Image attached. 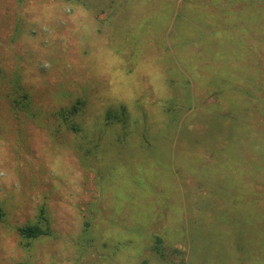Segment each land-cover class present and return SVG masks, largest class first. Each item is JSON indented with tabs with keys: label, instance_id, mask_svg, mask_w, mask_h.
Returning a JSON list of instances; mask_svg holds the SVG:
<instances>
[{
	"label": "rangeland",
	"instance_id": "374dc122",
	"mask_svg": "<svg viewBox=\"0 0 264 264\" xmlns=\"http://www.w3.org/2000/svg\"><path fill=\"white\" fill-rule=\"evenodd\" d=\"M142 1L184 40L137 50L121 23L130 9L109 17L97 0H0V264H264V93L251 90L264 82V35L244 45L261 79L244 83L254 98L235 108L243 129L185 99L167 113L164 68L192 65L200 9L173 26L164 0ZM248 1L249 26L264 32V0ZM202 2L225 26L222 7ZM220 42L221 64L192 68L208 80L182 83L195 100L214 72L241 68ZM206 95L200 103H217ZM26 225L46 234L27 243Z\"/></svg>",
	"mask_w": 264,
	"mask_h": 264
},
{
	"label": "trees",
	"instance_id": "16d2710c",
	"mask_svg": "<svg viewBox=\"0 0 264 264\" xmlns=\"http://www.w3.org/2000/svg\"><path fill=\"white\" fill-rule=\"evenodd\" d=\"M79 3H85L83 0H78ZM227 8V6L225 7ZM204 20V18H203ZM151 23V31H147L146 29H141L142 27H136L135 30H133L132 32H125V34H127L125 36V39H130L133 41L134 46H136L137 50L139 49H143V50H148L149 47L148 45H157L159 43L163 42V34L164 32L161 31V27L162 25H160V20H149ZM142 20L138 19L137 20V24H141ZM146 28H149L148 26ZM165 36V34H164ZM193 37V36H192ZM234 37V34H231V32H227V28L224 29H219L217 31H213L210 30L209 33L206 32H200V37H198V39L196 41V45H198V50L200 51V53L197 55L198 59L201 60L202 58H206L205 56L207 54L210 55L211 59H218V56L216 55L217 52H214V49H212V46H218V44H220L219 39H221L222 41H230V42H236L237 37ZM191 38V37H190ZM129 42V41H128ZM142 43L141 45H138ZM237 50H240L237 49ZM137 53V51H136ZM135 53V54H136ZM195 59L197 60V57H194V61L192 62V65L190 64V68L187 69V71H185V73L181 72V73H176V76L173 75L171 73V68L170 65L166 66L164 69L166 71V78L169 80L168 85L166 86V91H165V95L167 96V98L165 97L164 99L166 101H164V110H166L165 112L170 113V112H174L176 109H178L179 112H182L183 110H181V101L182 99H185V102L188 104V106L193 105L194 108H198L201 112V114H208L209 111H214L213 108L216 109V113H219V107L212 105V104H207V103H200V101L202 99H204L205 97H201L199 99V97L193 98V95L190 94L188 87H185L182 83H186L187 85L189 84V82L191 83V78L193 75V69L195 68ZM207 59V58H206ZM198 60V61H199ZM165 74V75H166ZM189 76V78H187ZM176 78L174 80V83H172L170 81V79ZM193 78V77H192ZM231 79V78H230ZM253 81L252 76L249 77V82L251 83ZM202 82V81H201ZM227 84L232 85L231 90H224V84L223 83H218L215 79L210 80V85L208 88H205L208 95L212 94V98H214V100H216V102H219V106H220V110L224 113H226V118H224V116L222 117V120L226 121V125L229 128H240L243 129L245 126V124L242 122L243 118L240 119L238 117H236V109H240L241 111L243 110H247L249 107L248 105L250 104V100L251 98H254L253 96V92L248 91L247 90V86L246 85H242L238 86L239 83H235L234 81L230 80L226 82ZM171 84V85H170ZM175 84V85H174ZM170 87V88H169ZM176 88V95H177V88L180 91V94L182 97H180V100L176 101H171V98H174L171 94V92L173 91V89ZM212 92H211V91ZM222 90L230 92L232 94H239L240 96H242V98H245V101H241L242 98L238 99V102L234 99H232V96H225L224 94H222ZM254 92L259 91L261 93H264V82L260 81L259 83L254 85ZM170 93V94H169ZM26 96H23V98ZM238 97V96H237ZM25 99V98H24ZM196 102V103H195ZM77 104H80V101L77 100ZM173 107V108H172ZM166 108V109H165ZM236 108V109H235ZM188 110H191V108H187ZM188 110H186V112H188ZM78 111V107L77 106H72V108L70 110L67 111V116L73 117L77 114ZM221 113H219L220 115ZM64 118H66L65 116H63ZM63 118V119H64ZM68 118V119H69ZM236 121H239L241 125H238L236 123ZM209 124V121H207ZM223 122V121H222ZM74 129H76L75 126H73ZM254 132L258 135L259 131L254 129ZM19 233L21 234V236L27 241V243H29V241L35 240L40 236H43L46 234V232H44L40 227L36 226V225H26L23 226L19 229ZM162 240L159 237H156L154 240V245L152 246V251L154 254L158 255L161 259H165L164 256V247L162 246ZM178 250H174L173 253L177 254Z\"/></svg>",
	"mask_w": 264,
	"mask_h": 264
},
{
	"label": "crops",
	"instance_id": "0c3cea01",
	"mask_svg": "<svg viewBox=\"0 0 264 264\" xmlns=\"http://www.w3.org/2000/svg\"><path fill=\"white\" fill-rule=\"evenodd\" d=\"M97 1L99 4V7H100V11H104L103 14H107L109 17H111L113 15V13L116 12L117 8L125 7V8L130 9L131 13L128 15L130 18H125L123 22L121 21V23H123V25H124V27H123L124 32H130V31L132 32L133 30H135L136 27H142L141 29H146L147 31H151V23L149 21L150 20L149 18H152L151 11L154 10L156 7L153 9L152 8H149V9L146 8L147 10H143L142 4L145 3V1H142V0L141 1L140 0H97ZM215 1H216V3L211 2V5L214 6V4H217V6L222 7L224 14H225L224 18H222V19L217 18L218 20H222V22H224V24H225V26H222L219 28L215 27V23H213L214 18L209 16V14L207 13V11L205 10L206 5L204 4V2H202V0H164L159 5H161L162 3L166 4L168 11H169V14L165 18H171V21H173L175 19L173 26H175L177 24V18L180 17L181 21L186 19V18H182L181 15L187 14L190 10L195 12L198 9H200V16H199L200 28L195 33L196 35H198V37H200V32L204 31L206 33H209L210 30L217 31L219 29H224V28H227V32L230 31L231 34H234L233 39L235 37H237L236 42H230V41L229 42L226 41V42H227L228 46L230 47V49L232 50L233 55H234V59L232 61H234L235 63H240L239 61L241 59H243L242 64H241V68L240 69H233V66L230 69L227 68L226 74L223 77L224 79L223 78H217L219 76V71L217 73L214 72V74L212 76H209V80L217 79L218 81H220L221 79H223L222 81H220V83H223L224 87H226L228 90H231L232 85L227 84L226 83L227 81L232 80L235 83H239L238 86H241V84L245 85L244 84L245 82H249V77H251V74L254 75L253 79H255L256 77H260L261 72L257 69H253L254 68L253 63L256 60H253L250 57L247 61V64L244 63L245 58L247 56H249V54H250V51H249V54H247L248 53L247 50L249 48L245 47L244 45H245V41H247V39H250L251 36H253V34H255L256 37H257V35H260V37H261L262 35H264V32L261 30L252 29L249 26L250 17H248V14H246V13L248 12L251 1H248V0H228V2H226V3H223V0H222V2H220L221 0H215ZM236 3H240L241 5H237ZM234 5H237L239 10L233 9ZM83 6L86 7V3H83ZM88 6L93 7V4L91 3V5H88ZM171 6L174 7L173 10H171ZM226 6H227V8H225ZM103 7L106 9H104ZM144 7H146V6H144ZM111 10H113L112 13H111ZM203 18H204V20H203ZM138 19L142 20V23L140 25L137 24ZM129 20L131 22H129ZM229 23L231 25H233V27H231L229 25ZM238 23H242V27H240V26L238 27L237 25H235ZM147 26L149 28H146ZM162 27H166L168 29L173 28L172 26H170V24L168 26H164L162 24ZM168 29L162 31V32H164L165 36H164V34L162 35L164 39H163L162 43H159V46H161L165 43V38H167V40H169V37H170L169 34L171 35V33L173 36H176L177 38L184 40V38L177 36V33L173 32L172 29L170 31ZM219 41H222V40L219 39ZM220 44H221V42H220ZM220 44H218V45H220ZM181 46L186 47V46H184V44H181V43L176 44V48H179ZM239 48H240V50H237ZM194 49L196 50L197 55H198L200 53V51L198 50V45L196 47H194ZM254 51H255V49H254ZM196 57H197V63H199L198 62V60H199L198 56H196ZM201 60L202 61H209V62H217L218 61L221 64V58L220 57H218V59L217 58H215V59L202 58ZM201 60H199V61H201ZM228 63H230V62H228ZM227 67H228V65H227ZM192 77H190L192 80L191 83L192 82L194 83L196 81L206 82V80H208L207 76H201L200 75V77H197V78H194V77L192 78ZM187 78H189V76ZM260 79H261V77H260ZM260 81H262V79L259 80V82ZM259 82H256V79L254 80L255 84H257ZM246 86H247V90L250 91L248 88V85H246ZM253 89H254V86H253V88H251V90L253 91ZM205 94L208 95L206 90L201 97H205ZM226 95H227V97L232 96L233 97L232 99L236 100L237 102H238L239 98H242V96H240L239 94L238 95L232 94L230 92H226ZM209 104H211V103H209ZM219 104L220 103L217 102L216 104H212V105L219 107ZM221 112L222 111L219 108V113H221Z\"/></svg>",
	"mask_w": 264,
	"mask_h": 264
}]
</instances>
